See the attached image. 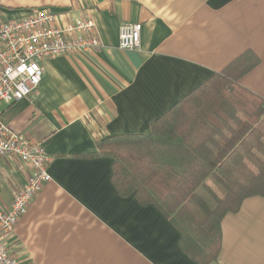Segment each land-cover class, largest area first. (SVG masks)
I'll list each match as a JSON object with an SVG mask.
<instances>
[{
  "label": "crops",
  "instance_id": "obj_1",
  "mask_svg": "<svg viewBox=\"0 0 264 264\" xmlns=\"http://www.w3.org/2000/svg\"><path fill=\"white\" fill-rule=\"evenodd\" d=\"M41 7L62 27L92 20L102 46L43 60L38 88L0 103L4 122L52 156L51 180L16 225L15 255L25 264H201L179 224L121 194L114 158L97 141L150 134L154 120L249 49L260 62L241 83L264 98V0H0L5 19ZM126 22L142 24L138 49L119 47ZM29 173L0 156L2 206ZM208 184L224 194L214 178ZM190 215L200 214L180 220ZM221 231L215 264H264V194L225 214Z\"/></svg>",
  "mask_w": 264,
  "mask_h": 264
},
{
  "label": "trees",
  "instance_id": "obj_2",
  "mask_svg": "<svg viewBox=\"0 0 264 264\" xmlns=\"http://www.w3.org/2000/svg\"><path fill=\"white\" fill-rule=\"evenodd\" d=\"M259 62L246 50L154 120L150 134L97 141L114 158L121 194L171 217L201 264L217 263L223 216L246 197L264 194V98L241 83ZM211 178L222 196L208 184ZM193 208L196 221L193 215L180 220Z\"/></svg>",
  "mask_w": 264,
  "mask_h": 264
},
{
  "label": "built area",
  "instance_id": "obj_3",
  "mask_svg": "<svg viewBox=\"0 0 264 264\" xmlns=\"http://www.w3.org/2000/svg\"><path fill=\"white\" fill-rule=\"evenodd\" d=\"M141 23H122L119 47L124 50L141 46ZM102 46L95 23L78 19L60 26L57 15L46 7L5 19L0 14V103L28 97L41 83L43 60L79 50L94 51ZM0 156L16 157L30 170L27 181L13 191L12 203H0V264H25L15 255V228L28 211L34 197L51 180L48 167L52 156L44 145L30 142L22 133L4 122L0 109Z\"/></svg>",
  "mask_w": 264,
  "mask_h": 264
}]
</instances>
